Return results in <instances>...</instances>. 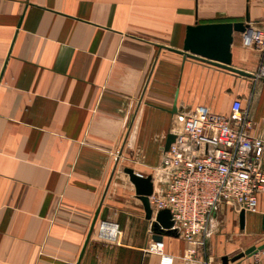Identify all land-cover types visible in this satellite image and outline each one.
<instances>
[{"label":"crops","instance_id":"1","mask_svg":"<svg viewBox=\"0 0 264 264\" xmlns=\"http://www.w3.org/2000/svg\"><path fill=\"white\" fill-rule=\"evenodd\" d=\"M246 13L264 28V0H0V264H159L123 169L152 177L182 112L200 106L228 115L238 99L264 140L259 51L233 33L230 65L254 77L177 52L187 27ZM238 213L220 205L209 221L205 239L242 244L215 247L219 264L264 243V194L243 229ZM101 221L115 240L96 236ZM162 240L171 264H205L199 245L192 260L179 236ZM228 264H264V248Z\"/></svg>","mask_w":264,"mask_h":264},{"label":"built area","instance_id":"2","mask_svg":"<svg viewBox=\"0 0 264 264\" xmlns=\"http://www.w3.org/2000/svg\"><path fill=\"white\" fill-rule=\"evenodd\" d=\"M240 39L243 47L259 51L255 77L263 80L264 28L249 25ZM251 126L238 99L232 101L228 115L200 106L182 112L174 140L161 153L151 177L149 205L154 213L169 210L188 256L195 252L193 244L204 243L209 221L220 205L236 212L257 211V197L264 194V140L250 134ZM95 233L115 240L119 231L116 223L101 221ZM144 251L158 255L159 264L164 259L171 264L163 240L151 241ZM212 260L207 257L204 263Z\"/></svg>","mask_w":264,"mask_h":264},{"label":"water","instance_id":"3","mask_svg":"<svg viewBox=\"0 0 264 264\" xmlns=\"http://www.w3.org/2000/svg\"><path fill=\"white\" fill-rule=\"evenodd\" d=\"M249 27V16L246 13L244 21L238 22H214L196 23L187 27L183 47L177 51L185 56L204 60L210 64L231 71L235 74L254 77L253 74L232 67L230 46L233 40V33H241ZM264 81V79H263ZM174 140V134L169 133L166 137L164 150ZM124 173L128 175L129 181L134 186V192L140 199L147 219H151L152 241H160L164 235L178 237V231L172 227L173 222L168 209H161L155 212L152 217V209L149 205L148 197L152 194L153 183L151 175L142 176L135 173L131 168H124ZM244 210L238 213V225L240 229L244 227ZM261 229L264 231V214L261 216ZM264 248V243L256 246L250 245L244 250L228 257H220V264L235 262L242 257L251 256Z\"/></svg>","mask_w":264,"mask_h":264},{"label":"rangeland","instance_id":"4","mask_svg":"<svg viewBox=\"0 0 264 264\" xmlns=\"http://www.w3.org/2000/svg\"><path fill=\"white\" fill-rule=\"evenodd\" d=\"M221 228V227H220ZM220 230V229H218ZM237 232V230H235ZM218 232V231H217ZM217 232L215 233L214 235V239H213V245L211 244L212 242L210 241L209 238L205 239L206 240V243L204 241V243H200L199 244V253H200V256L199 258L202 259V262L206 261V258L207 257H210L212 256L213 260L211 262V264H219V260L218 258L215 256V255H212L211 254V251L213 249H215V247H219L223 249V247L227 246V245H233L234 243H236V240L235 239H232V238H229V236H231V233H226L224 231V236L221 237L219 240L217 239ZM233 235V234H232ZM227 236V237H226ZM235 245V244H234ZM242 246V244H239V243H236V246L237 248H240ZM216 250V249H215ZM244 250V249H243ZM196 255H197V252L195 251L194 253H192L190 256H191V259L192 260H196ZM206 255V256H205Z\"/></svg>","mask_w":264,"mask_h":264},{"label":"bare ground","instance_id":"5","mask_svg":"<svg viewBox=\"0 0 264 264\" xmlns=\"http://www.w3.org/2000/svg\"><path fill=\"white\" fill-rule=\"evenodd\" d=\"M168 258V257H165ZM163 264H168V259H164Z\"/></svg>","mask_w":264,"mask_h":264}]
</instances>
